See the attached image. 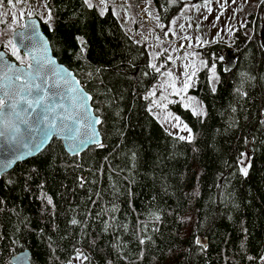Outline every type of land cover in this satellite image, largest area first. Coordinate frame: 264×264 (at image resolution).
Here are the masks:
<instances>
[{
    "label": "trees",
    "instance_id": "1",
    "mask_svg": "<svg viewBox=\"0 0 264 264\" xmlns=\"http://www.w3.org/2000/svg\"><path fill=\"white\" fill-rule=\"evenodd\" d=\"M46 2L51 28L36 13L31 17L40 20L57 61L74 73L92 95L93 108L101 110L97 114L104 121L99 130L105 147L70 156L53 139L40 154L0 177V264H11L25 250L30 264H106L109 258L114 264H261L264 4L260 1L234 30L232 69L219 59L222 40L200 49L207 66L197 72L188 92L206 115H193L177 100L169 104L192 130L194 141L188 143L169 135L153 110H147L151 98L143 97L159 73L147 67L146 45L136 43L112 10L101 16L99 8L89 9L83 0ZM151 2L165 28L184 5L183 0ZM35 3L28 0L21 8ZM78 37L85 42L83 53ZM0 49L5 51L3 44ZM163 58L164 53L156 64ZM210 64L219 76L215 92ZM241 153L249 156L245 164L251 162L247 177L239 171ZM81 175L89 181L83 188ZM42 194L52 198L54 208L39 198ZM72 219L79 223L72 225ZM76 249L90 262L73 259Z\"/></svg>",
    "mask_w": 264,
    "mask_h": 264
},
{
    "label": "snow or ice",
    "instance_id": "2",
    "mask_svg": "<svg viewBox=\"0 0 264 264\" xmlns=\"http://www.w3.org/2000/svg\"><path fill=\"white\" fill-rule=\"evenodd\" d=\"M171 2L175 3L176 0H171ZM6 3L10 9H14L23 7L28 3V0H6ZM83 3L89 9L94 6L99 8L101 16H104L108 9V0H99L97 5H94L92 0H83ZM261 3L264 4V0H261ZM4 5L5 0H0V7ZM41 6L48 9L46 0ZM194 7L199 10L200 6L194 5ZM205 7H207V4H205ZM208 10L209 12L211 11L210 8ZM183 11H188V9L185 8ZM113 13L116 14L115 9H113ZM4 15H7V13H0V23H5L2 18ZM19 15L23 18L25 13L22 11ZM27 15L31 17L32 12H28ZM11 18L13 22H16L17 15L14 11ZM43 19L44 23H49L53 19L50 10L46 18ZM154 19L157 20V27L160 28L164 36H168L170 32L172 35H176L174 28L177 22L175 19L169 22L172 27H169L168 31H164L165 25L159 23V16L154 17ZM218 19L219 17H217ZM17 27L24 30L18 31L9 25L11 37L3 43V47L9 51L18 64L10 62L6 58L5 52H0V143L7 146L4 152H0V176L4 175L5 171L17 161L43 151L53 140V137L63 139L67 150L76 156H79L89 145H95L99 148L105 147V144L101 141L100 130L97 127L102 125L104 121L97 114L101 110L99 108L94 109L90 104L93 100L92 95L85 92L84 86L81 85V82L75 78L71 71L57 65L55 59L48 55V42L37 32L34 23L18 24ZM49 27L51 28L50 23ZM179 29L183 31L184 25L180 24ZM228 31L229 33L232 32L231 29ZM4 35H8V32H0V37ZM77 39L81 42V53H83L86 47L85 42L82 38L78 37ZM156 39L159 40L161 37L157 36ZM183 39L189 40L191 38L185 36ZM136 43L139 44L140 42L137 41ZM197 46H199V42ZM188 47H192V45L189 44ZM22 49L23 55H21ZM164 51H167V49ZM38 52L40 53L39 55H37ZM160 54H154L152 59L155 60ZM196 55V53H185L184 55V59L192 56L193 61L184 66L185 70L182 73L184 79L180 88L176 87V82L179 78L175 77L171 70L161 72V69L165 68L164 64L158 66L156 63L150 62L147 67L167 77V80L161 85L165 91L170 88L172 95L183 98V95H186L188 89L193 86L194 78L197 74L196 64L194 63ZM167 60L173 64L175 63L171 55L167 57ZM200 63L202 66H207L205 61H200ZM96 71L99 72L100 69ZM210 72V81L213 83L219 82V76L216 74L214 64L210 68ZM143 74L147 76L149 73L144 72ZM88 75L91 76L92 73H88ZM251 79H255V77H251ZM99 83H103V80L101 79ZM212 91L215 92L216 88L213 87ZM242 95L246 96L247 94L242 93ZM155 96L156 90L153 89L143 98L148 100ZM160 100H168V97L161 95ZM193 100L194 98L188 97L189 103H185L184 107L186 109L191 108L192 114L195 116L206 115L202 109L198 110V108L192 107ZM151 103L152 107L147 109L149 112H152L153 107L167 108L166 104H161L155 99H152ZM235 110V108L232 109V111ZM164 119L169 122L174 119L176 121L173 125L174 127L182 124L179 117H172L171 113H168ZM260 123L264 124V120H261ZM180 131H186L189 135L187 137H177L179 140H186L188 143L194 141V136L191 134L192 130L186 124L180 127ZM246 159H249L247 153H241L238 159V163L241 165L239 171L245 177L248 176L251 167L250 160L245 164ZM77 167H80V165H77ZM96 171L100 172L102 170L97 169ZM11 182V180L8 181V183ZM86 182H89L86 177L82 175L78 177L79 187L83 188ZM39 187L42 188L43 185L41 184ZM96 195L98 196L99 193H96ZM39 198L46 200L48 205H53V200L50 196L42 194ZM156 219H159V216ZM70 223L77 225L79 222L76 219H72ZM153 231H158V229H153ZM244 231L247 232V229ZM147 239L151 240V237ZM139 243L144 245L146 241L145 239H139ZM195 243L201 248H206V244L200 239H196ZM140 258H143L142 252ZM73 259L90 262V257L80 249H76V255ZM247 259L252 261L256 258L248 256ZM259 260L264 264V256H260ZM68 264H71V260H69ZM106 264H114V262L109 258L106 260ZM131 264H135V262L133 261Z\"/></svg>",
    "mask_w": 264,
    "mask_h": 264
},
{
    "label": "rangeland",
    "instance_id": "3",
    "mask_svg": "<svg viewBox=\"0 0 264 264\" xmlns=\"http://www.w3.org/2000/svg\"><path fill=\"white\" fill-rule=\"evenodd\" d=\"M34 8H21L16 7L10 9L7 6L6 0L5 5L0 7V13H7L2 18L5 23H0V32H8V35L0 37V46L11 37V32L9 31V25L13 29H18L17 25L22 24L28 12L36 13L41 21H44L43 18H46L48 10L41 6L45 0H35ZM184 5L178 15L175 16L176 26L174 31L176 35H172L171 32L168 36H164L160 28L157 27V20L154 17H157L154 8L152 6L151 0H108V9H115V15L118 17L124 28L127 32L140 43L146 45L149 60L151 63H156L158 57L164 53L165 58L161 59V62L157 64H165L166 67L161 70L164 71L171 70L175 77H178L176 82V87H182V81L184 77L182 73L184 72V66L187 65L190 61H193L192 56H188V59H184L185 53H196L194 63L196 64L197 72L203 69L206 66H202L200 61H205L200 53V49L206 47L214 42L222 40L225 45V49L221 51L219 57L222 65L225 67L226 62L224 60V55L228 51H233L236 54V50L232 48L230 40L232 39L234 30L237 25H244L247 16L257 10L258 3L261 0H183ZM94 5L99 3V0H92ZM207 4V7H205ZM194 5H199V10H197ZM28 6V5H27ZM187 8L188 11H183ZM211 9L209 12L208 9ZM107 9V10H108ZM15 12L17 15L16 22L12 21V12ZM24 12L25 16L20 17L19 13ZM151 13V15H149ZM182 13V14H181ZM32 16V15H31ZM207 17V19H205ZM217 17L219 19L217 20ZM160 23V22H159ZM183 24L184 29L181 31L179 25ZM169 27H172L171 25ZM169 27L165 28L164 31H168ZM229 29L232 30L229 33ZM264 28L262 29V32ZM159 36L161 39H156ZM190 37L191 39L185 40L183 37ZM262 39V37H261ZM199 42V46L198 45ZM191 44L192 47H188ZM183 46V47H182ZM167 49V51H164ZM175 50V51H173ZM5 52H9L5 49ZM161 53L155 60L152 59L154 54ZM171 55L175 63L167 60V57ZM179 57V58H177ZM223 57V59H221ZM235 59V56H234ZM206 62V61H205ZM212 64L208 66V71L211 77L210 68ZM216 69V67H215ZM191 71V69H189ZM167 80V77L162 76L159 73L157 82L154 84L151 90H156V96L152 99L157 100L161 104H166L167 108H156L153 107V114L158 120V122L172 135L174 136H185L189 135L186 131H180V127L184 125V122L180 119L182 124L180 126L174 127L173 125L176 121L173 119L170 122L165 121V117L168 113L172 114V117L176 116L171 109L168 108L169 104L172 101H179L183 106L185 103H189L188 97L194 98L192 102V107L203 109V105L197 100L195 96L190 94L187 91L186 95L181 96L172 95V90L169 88L166 91L161 87L164 82ZM215 83L211 82V86L214 87ZM161 95H166L168 100L161 101ZM171 101V102H169ZM152 107V103H151ZM191 110V108H188ZM262 264V262H261Z\"/></svg>",
    "mask_w": 264,
    "mask_h": 264
},
{
    "label": "water",
    "instance_id": "4",
    "mask_svg": "<svg viewBox=\"0 0 264 264\" xmlns=\"http://www.w3.org/2000/svg\"><path fill=\"white\" fill-rule=\"evenodd\" d=\"M30 23H34L35 25H36V30H37V32H39V34L44 38V40H46L47 42H48V48H49V51H48V55L49 56H51L53 59H55V61H56V63H57V65H59V66H63L64 68H66L64 65H62V64H60L58 61H57V59L54 57V55H53V53H52V50H51V45H50V42H49V40L47 39V37H46V35L43 33V31H42V28H41V23H40V21L36 18V17H25L24 19H23V22H22V25L23 24H30ZM18 31H22V30H24V29H21V28H18L17 29ZM261 37H262V39H261V46L264 48V31L262 32V34H261ZM0 52H5L4 50H2V49H0ZM21 53L22 54H24L23 53V49L21 50ZM5 54H6V58L10 61V62H14V61H12V60H10L9 59V57H8V55H7V53L5 52ZM40 53L38 52L37 53V55H39ZM224 60H225V62H226V69L227 70H230V69H232L233 67H234V52L233 51H228V52H226L225 53V55H224ZM15 63V62H14ZM68 69V68H67ZM69 70V69H68ZM70 71V70H69ZM72 72V71H71ZM73 73V72H72ZM73 75H74V73H73ZM75 76V75H74ZM75 78H76V76H75ZM77 79V78H76ZM83 86V85H82ZM85 90V89H84ZM86 92V91H85ZM90 104H91V102H90ZM91 106H92V104H91ZM98 127V130H99V126H97ZM53 139H56V140H59V141H61V143H62V146H63V149H64V151L68 154V155H70V156H76V155H73L70 151H68L67 150V146H66V144H65V141L63 140V139H57V138H55V137H53ZM101 141H102V138H101ZM50 144V143H49ZM48 146V145H47ZM46 146V147H47ZM6 145H4L3 143H0V152H4L5 151V149H6ZM45 147V148H46ZM89 147H96L95 145H89L84 151H86ZM45 150V149H44ZM43 150V151H44ZM83 151V152H84ZM251 150H250V141L248 142V152H250ZM42 152V151H41ZM40 152V153H41ZM83 152H81L80 154H79V156L83 153ZM40 153H37V154H35V155H32V156H27V157H24L23 159H21L20 161H17L11 168H9V169H7L6 171H5V173L4 174H6V173H8L9 171H11L13 168H14V166L15 165H17V164H19V163H22V162H24V161H26V160H29V159H31V158H33V157H35V156H37L38 154H40ZM1 177V176H0ZM203 243H205L204 241H202ZM30 252L29 251H27V250H25V251H21V252H19V253H17L16 255H14L12 258H11V264H30ZM21 258H23V259H21Z\"/></svg>",
    "mask_w": 264,
    "mask_h": 264
},
{
    "label": "crops",
    "instance_id": "5",
    "mask_svg": "<svg viewBox=\"0 0 264 264\" xmlns=\"http://www.w3.org/2000/svg\"><path fill=\"white\" fill-rule=\"evenodd\" d=\"M118 18V17H117ZM120 21V20H119ZM127 31V30H126Z\"/></svg>",
    "mask_w": 264,
    "mask_h": 264
}]
</instances>
